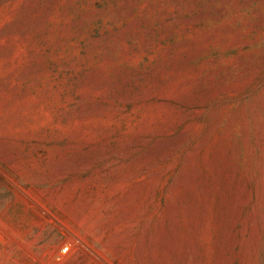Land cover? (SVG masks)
Masks as SVG:
<instances>
[{"label":"rangeland","instance_id":"obj_1","mask_svg":"<svg viewBox=\"0 0 264 264\" xmlns=\"http://www.w3.org/2000/svg\"><path fill=\"white\" fill-rule=\"evenodd\" d=\"M0 264H264V0H0Z\"/></svg>","mask_w":264,"mask_h":264},{"label":"built area","instance_id":"obj_2","mask_svg":"<svg viewBox=\"0 0 264 264\" xmlns=\"http://www.w3.org/2000/svg\"><path fill=\"white\" fill-rule=\"evenodd\" d=\"M68 250V248H66L65 250H64V252H66Z\"/></svg>","mask_w":264,"mask_h":264},{"label":"bare ground","instance_id":"obj_3","mask_svg":"<svg viewBox=\"0 0 264 264\" xmlns=\"http://www.w3.org/2000/svg\"><path fill=\"white\" fill-rule=\"evenodd\" d=\"M261 209V208H260ZM262 211V210H261ZM263 215V214H262Z\"/></svg>","mask_w":264,"mask_h":264}]
</instances>
